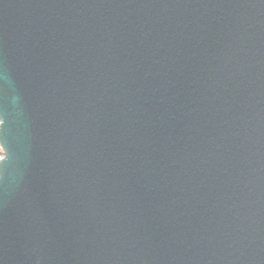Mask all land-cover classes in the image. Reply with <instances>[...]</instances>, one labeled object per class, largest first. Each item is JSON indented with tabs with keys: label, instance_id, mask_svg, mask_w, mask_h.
<instances>
[{
	"label": "water",
	"instance_id": "obj_1",
	"mask_svg": "<svg viewBox=\"0 0 264 264\" xmlns=\"http://www.w3.org/2000/svg\"><path fill=\"white\" fill-rule=\"evenodd\" d=\"M0 264H264V0H0Z\"/></svg>",
	"mask_w": 264,
	"mask_h": 264
},
{
	"label": "built area",
	"instance_id": "obj_2",
	"mask_svg": "<svg viewBox=\"0 0 264 264\" xmlns=\"http://www.w3.org/2000/svg\"><path fill=\"white\" fill-rule=\"evenodd\" d=\"M1 151H3V148H2V145H1V142H0V153H1Z\"/></svg>",
	"mask_w": 264,
	"mask_h": 264
}]
</instances>
